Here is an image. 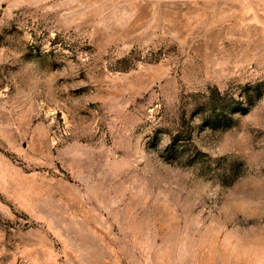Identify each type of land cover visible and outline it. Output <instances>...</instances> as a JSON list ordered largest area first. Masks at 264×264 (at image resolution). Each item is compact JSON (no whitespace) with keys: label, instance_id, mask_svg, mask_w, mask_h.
Masks as SVG:
<instances>
[{"label":"rangeland","instance_id":"374dc122","mask_svg":"<svg viewBox=\"0 0 264 264\" xmlns=\"http://www.w3.org/2000/svg\"><path fill=\"white\" fill-rule=\"evenodd\" d=\"M0 264H264V0H0Z\"/></svg>","mask_w":264,"mask_h":264}]
</instances>
